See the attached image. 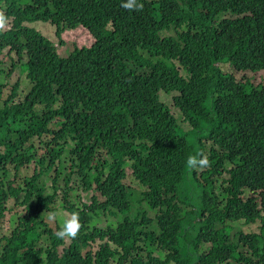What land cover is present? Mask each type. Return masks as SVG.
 Returning a JSON list of instances; mask_svg holds the SVG:
<instances>
[{
    "label": "trees",
    "instance_id": "trees-1",
    "mask_svg": "<svg viewBox=\"0 0 264 264\" xmlns=\"http://www.w3.org/2000/svg\"><path fill=\"white\" fill-rule=\"evenodd\" d=\"M124 2L0 0L9 17L0 31V264H264V84L236 79L264 73V0H140L141 11ZM38 23L55 29L58 45L30 28ZM80 27L93 43L63 58L64 33ZM7 50L28 58L22 102L19 82L3 99ZM159 92L175 94L189 131ZM44 137L49 160L35 150ZM198 152L210 167L189 170ZM32 162L31 177L9 182L10 167ZM128 178L154 217L129 216ZM62 185L61 209L82 224L68 245L41 215ZM78 192L92 194L89 204ZM11 202L21 212L6 235ZM100 214L124 219L97 229ZM239 221H259L260 232L229 235Z\"/></svg>",
    "mask_w": 264,
    "mask_h": 264
},
{
    "label": "rangeland",
    "instance_id": "rangeland-1",
    "mask_svg": "<svg viewBox=\"0 0 264 264\" xmlns=\"http://www.w3.org/2000/svg\"><path fill=\"white\" fill-rule=\"evenodd\" d=\"M17 1L19 5L25 7L28 5H32L34 0H17ZM30 28L35 29L37 32L44 35L50 41L55 43V45H58V39L55 36V29L50 24L38 23V24L31 25ZM63 39L66 45L64 47H59V54L63 58L68 57L71 54V52L75 49V47L77 46L80 48L90 47L91 44L93 43V40L91 36L89 35V32L83 27H80L74 31L65 32L63 35ZM2 58L4 59L3 71L5 72V75L3 76L2 80L4 84L8 85V87H6V89L4 90L3 99L7 100V97L12 92L13 86L16 85L17 82H19L20 90L18 93L19 95L18 99H19V102H22L24 99V95L28 93L30 89V83L28 79H26V68L28 67H26L25 65V62L28 61V58L24 56L22 59H20L15 54L8 55V50L4 52V55ZM14 64L18 65V67H14ZM221 68L226 74L233 75V71H235L229 64H223L221 65ZM181 74L185 76V72L183 70H181ZM236 79L237 80H250L255 85L264 84V73L261 72L258 74H252L248 72H240V73H237ZM159 97H160V102L170 109L171 114L174 116L176 120H178L183 130L186 132L189 131L190 127L186 122H184L182 114L179 113V111L176 110L173 106V99L175 97V94L166 95L163 92H159ZM41 141L47 142L49 141V139L44 137L42 140H35L34 141V145L36 148L35 150L40 157L46 156L47 159L49 160L50 157H49L48 147L45 144H43ZM206 147H207L206 150L208 151L210 149V144H207ZM34 170H35L34 162H32L30 165L23 166L21 169H19L17 173H14L13 167H10V174H9L8 180L9 182H12L13 185H15V183H21L23 178L31 177L34 173ZM130 176H131V170H128V177ZM228 178L229 176L226 175L224 179H228ZM42 180H43L42 182L45 183L47 192L49 194H52L53 191L51 190V187H52L51 178L48 175H46L42 178ZM125 183L128 187L131 188L132 196H133V199L131 200L132 210L129 216L134 217L140 211L141 212L147 211L151 217H154L155 212L150 211L145 205L138 204L140 197H141L140 196L141 191L138 188V186H136L135 183H133V179L128 178ZM226 187L227 186L225 185V183H223V180L219 179L218 188L220 189V191ZM63 192L64 190H63V185H62V190H60L58 194L59 197L57 200V205L56 207H54V210H57V211L61 210L62 204H63V196H64ZM78 195L80 196L81 203L89 204V200L92 194L90 193L84 194L82 192H78ZM250 196L251 194L249 192H246V194L244 195V199H248ZM13 207H14L13 202L7 205L8 212L5 218V222L3 224V231L6 235H9L12 232L14 224L16 223V219L18 217L17 215L21 212V209L19 208H15L14 210H12ZM262 217L264 219V213L262 214ZM60 219L61 218H58L57 223L59 222ZM123 219L124 217L117 219L115 217L103 216L100 214L98 218H94V226L97 229H106L108 226H115L117 223L121 222ZM44 222L49 226V228L53 231L55 235V232L58 230L57 223L56 224L49 223L46 219V215L44 216ZM229 227L232 230L231 233L230 231H228L229 235L231 234V236H234L236 233L237 234L238 233H244V234L257 233L258 234L260 232L261 223L259 221H256L253 225H247L244 223V221H239V222L229 223ZM68 244H69L68 241H66V245ZM94 248H96V246H94ZM60 251H62V249H60ZM229 264H238V263L231 261Z\"/></svg>",
    "mask_w": 264,
    "mask_h": 264
},
{
    "label": "clouds",
    "instance_id": "clouds-1",
    "mask_svg": "<svg viewBox=\"0 0 264 264\" xmlns=\"http://www.w3.org/2000/svg\"><path fill=\"white\" fill-rule=\"evenodd\" d=\"M125 10L128 11H141L143 9V4L140 3V0H125L121 4ZM9 25V17L6 15L5 11L0 10V31L7 29ZM186 167L189 170H200L210 167V161L207 155H204L202 152H198L194 155H189L186 159ZM41 215H46V219L51 224H56L58 218L59 228L55 232V236L61 241H71L78 237L82 224L80 221L79 213L76 211H66V210H53L48 211L46 214L43 212Z\"/></svg>",
    "mask_w": 264,
    "mask_h": 264
}]
</instances>
